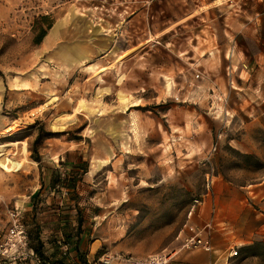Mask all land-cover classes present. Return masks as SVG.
I'll use <instances>...</instances> for the list:
<instances>
[{"label": "rangeland", "instance_id": "374dc122", "mask_svg": "<svg viewBox=\"0 0 264 264\" xmlns=\"http://www.w3.org/2000/svg\"><path fill=\"white\" fill-rule=\"evenodd\" d=\"M157 1L0 0V155L15 159L0 163V238L17 214L49 262L78 264L75 250L86 264L145 258L176 245L207 176L241 184L262 171L238 149L247 117L229 113V83L201 79L213 68L197 61L198 17L182 24ZM188 49L184 78L149 70L181 66L173 54ZM68 156L74 164L58 161ZM83 166L75 190L50 187Z\"/></svg>", "mask_w": 264, "mask_h": 264}, {"label": "crops", "instance_id": "0c3cea01", "mask_svg": "<svg viewBox=\"0 0 264 264\" xmlns=\"http://www.w3.org/2000/svg\"><path fill=\"white\" fill-rule=\"evenodd\" d=\"M160 2L173 4L174 15L170 17L181 18L182 24L198 17L197 61L202 59L200 63L204 66L211 60L208 66L213 68L212 74L203 68L201 79L203 77L205 82L210 80L212 84L221 80L229 83L232 94L229 113L247 117L243 125L245 138L242 144L237 143L238 149L244 148L246 155L263 165L259 172L248 168L255 179L241 184L216 176L211 192L204 196L201 206L189 221L203 229L210 251L184 250L176 239L178 242L170 249L175 253L168 264H264V0H158L156 3ZM179 8L180 13L177 12ZM207 11H212L214 16L210 18L211 24L204 22L202 25L200 20H205ZM222 51V56L218 55ZM177 53L173 55L178 59L181 57V66L175 61L149 70L154 68L168 79L183 73L184 78L187 68L183 66L190 59L189 49ZM185 53L188 61H184ZM218 58L222 60V66ZM102 63L103 69L109 65L104 60ZM133 67L141 69L142 66L135 62ZM202 96L205 98L206 93ZM57 158L66 165L76 161L70 156L66 161ZM98 166H93L90 174ZM41 241L45 249L46 244ZM254 244L262 246L253 247ZM233 251L237 255L230 257Z\"/></svg>", "mask_w": 264, "mask_h": 264}, {"label": "built area", "instance_id": "2783aa9c", "mask_svg": "<svg viewBox=\"0 0 264 264\" xmlns=\"http://www.w3.org/2000/svg\"><path fill=\"white\" fill-rule=\"evenodd\" d=\"M198 78V75H196ZM213 187V177H206L205 195L209 194ZM202 200H194L190 206L186 222L178 233L177 239L181 242V248L187 251L202 250L209 252L210 243L203 236V229L192 225L189 221L195 210L201 205ZM10 224L0 238V264H45L41 258L29 246L28 235L23 224L17 218V214H11ZM67 249L66 246L64 248ZM174 250H163L145 258H133L120 252L103 254L94 264H168ZM236 251L230 252V257H235ZM91 264V263H88Z\"/></svg>", "mask_w": 264, "mask_h": 264}, {"label": "trees", "instance_id": "16d2710c", "mask_svg": "<svg viewBox=\"0 0 264 264\" xmlns=\"http://www.w3.org/2000/svg\"><path fill=\"white\" fill-rule=\"evenodd\" d=\"M46 32L45 31H42L41 34L39 35L38 39L36 40L35 44H38L40 43L41 39L45 36ZM39 135H37V137L35 138V141H34V144H36L38 142V139H39ZM34 153V149L32 151ZM34 156L32 157L33 160L37 163H39L40 161V158L39 156L36 154H33ZM247 159H249L248 155H246ZM87 173V166H83L82 169L80 170V173L77 174L76 176H74L72 178V181L70 182V186H68L67 184L64 183V178H60L58 176L56 177H52L51 179V182H50V187L51 188H55V186H58V185H63L62 187H65L67 186L68 188H71L72 190H75L76 188V185L77 183L81 180L82 176L84 174ZM66 177H68L66 174H65ZM61 181V182H60ZM38 192H36L34 195H36ZM81 220L80 218L78 217L77 218V229L76 231L78 232L79 229H80V225H81ZM27 235H28V240H29V246L30 248L35 252V254H37L41 260L45 263V264H66V263H63L62 261H57L55 263L53 262H49L47 261V258L44 256V253H43V244L39 238V233H38V228L37 226H35V232L32 234L31 232H27ZM264 245V244H263ZM262 244H254L253 247H261ZM248 249V248H247ZM75 255H76V260L78 261V264H86V262H84V260H80L78 259V252L77 250H75Z\"/></svg>", "mask_w": 264, "mask_h": 264}, {"label": "bare ground", "instance_id": "6f19581e", "mask_svg": "<svg viewBox=\"0 0 264 264\" xmlns=\"http://www.w3.org/2000/svg\"><path fill=\"white\" fill-rule=\"evenodd\" d=\"M59 119V118H58ZM58 126H60V127H63V124L60 122V123H58L57 124ZM15 144V143H14ZM8 146V145H7ZM3 147V146H2ZM2 147H0V148H2ZM3 150V149H2ZM7 151V150H6ZM17 151V150H16ZM1 153H3V151H0ZM7 153H8V151H7ZM11 153V152H10ZM13 154V153H12ZM20 154V153H19ZM2 155V154H1ZM0 155V163L1 164H3V165H6V166H8V165H12L13 163H14V161H15V159L14 158H8V157H6V156H1ZM5 155H7V154H5Z\"/></svg>", "mask_w": 264, "mask_h": 264}]
</instances>
